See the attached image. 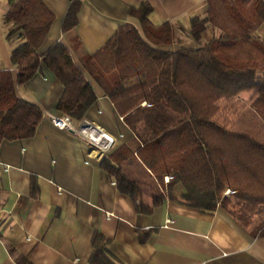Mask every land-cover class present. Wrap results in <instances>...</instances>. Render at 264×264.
<instances>
[{"label": "trees", "instance_id": "obj_1", "mask_svg": "<svg viewBox=\"0 0 264 264\" xmlns=\"http://www.w3.org/2000/svg\"><path fill=\"white\" fill-rule=\"evenodd\" d=\"M78 4L70 0L63 31L76 22ZM206 5L203 15L189 18L195 47H159L177 38L174 24L152 23L151 6L142 2L128 9L136 25L117 27L76 63L61 41L38 53L53 17L42 0H8L6 35L19 40L10 49L15 74L0 69V140L31 136L44 116L38 103L15 89L41 59L62 85L60 111L79 121L96 98L95 83L139 140L137 147L119 144L99 161L136 210L150 212L163 198L208 212L222 206L264 236V136L214 118L221 98L236 95L257 77L262 88L250 106L264 126V34H253L264 18V0H206ZM207 25L221 32L201 42ZM130 163L142 173L130 174ZM109 240L93 231L89 264H122L108 252Z\"/></svg>", "mask_w": 264, "mask_h": 264}, {"label": "crops", "instance_id": "obj_2", "mask_svg": "<svg viewBox=\"0 0 264 264\" xmlns=\"http://www.w3.org/2000/svg\"><path fill=\"white\" fill-rule=\"evenodd\" d=\"M42 1L53 17L38 53L61 41L76 63L117 27L136 25L128 9L142 2L151 6L152 23L174 24L177 38L159 47H195L189 18L203 15L207 6L206 0H79L76 22L63 31L70 0ZM7 7L8 0H0V69L15 74L10 49L19 39L6 35ZM219 33L207 25L201 42ZM253 34H264V18ZM257 81L237 94L253 91L256 96L262 88ZM92 84L96 98L83 117L114 134L111 149L123 142L137 147L139 140L113 102ZM15 89L38 103L44 116L31 136L0 140V264H89L95 230L109 237L108 252L122 264H264V236L253 234L222 206L208 212L163 198L150 212L136 210L131 197L99 165L108 152H89L79 135L49 122V113H63L57 106L62 85L41 59Z\"/></svg>", "mask_w": 264, "mask_h": 264}, {"label": "rangeland", "instance_id": "obj_3", "mask_svg": "<svg viewBox=\"0 0 264 264\" xmlns=\"http://www.w3.org/2000/svg\"><path fill=\"white\" fill-rule=\"evenodd\" d=\"M258 84H260L259 81H257L255 85L257 86ZM253 95V91H245L239 95L237 94L232 97L221 98L218 101L219 109L214 115V118L225 127L248 129L257 136L263 137L264 126L250 106V102L255 97H253ZM127 171L130 174H136L138 172L142 173V169H139L135 164L128 166ZM166 176L167 175L164 176V179ZM224 192L228 193L229 188H226Z\"/></svg>", "mask_w": 264, "mask_h": 264}, {"label": "built area", "instance_id": "obj_4", "mask_svg": "<svg viewBox=\"0 0 264 264\" xmlns=\"http://www.w3.org/2000/svg\"><path fill=\"white\" fill-rule=\"evenodd\" d=\"M48 120L54 127L65 130L66 132L71 133V135L72 133H77V136L79 135L80 137L81 144L86 145L89 149V152L92 151L98 156H102L104 153L109 152L114 145V134L98 125L88 117H82L78 122H73L65 113H61L59 115L49 113ZM84 123L90 130H99L101 134V144H99L95 139L86 137L85 135H83V133L78 132V128ZM167 179L168 177L166 176L165 180Z\"/></svg>", "mask_w": 264, "mask_h": 264}, {"label": "bare ground", "instance_id": "obj_5", "mask_svg": "<svg viewBox=\"0 0 264 264\" xmlns=\"http://www.w3.org/2000/svg\"><path fill=\"white\" fill-rule=\"evenodd\" d=\"M78 132L79 133H83V135H85L86 137H91L93 139H95L99 144H101V134L99 132V130H90L89 128L86 127L85 123L82 124L79 128H78ZM77 134V133H76Z\"/></svg>", "mask_w": 264, "mask_h": 264}]
</instances>
